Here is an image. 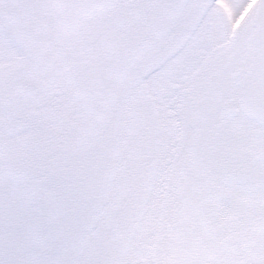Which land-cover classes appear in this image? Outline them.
Wrapping results in <instances>:
<instances>
[{"label":"snow or ice","instance_id":"snow-or-ice-1","mask_svg":"<svg viewBox=\"0 0 264 264\" xmlns=\"http://www.w3.org/2000/svg\"><path fill=\"white\" fill-rule=\"evenodd\" d=\"M0 264H264V0H0Z\"/></svg>","mask_w":264,"mask_h":264}]
</instances>
